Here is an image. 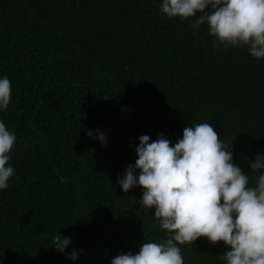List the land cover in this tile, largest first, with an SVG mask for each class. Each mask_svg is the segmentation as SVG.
I'll use <instances>...</instances> for the list:
<instances>
[{"label":"trees","instance_id":"1","mask_svg":"<svg viewBox=\"0 0 264 264\" xmlns=\"http://www.w3.org/2000/svg\"><path fill=\"white\" fill-rule=\"evenodd\" d=\"M159 4L0 0V77L12 88L0 120L17 137L15 174L0 191V264H110L166 239L153 210L136 203L142 188L117 184L142 135L174 144L184 128L209 123L255 180L264 59L215 48L206 25L191 26L196 17L168 19ZM60 236L71 238L65 253L53 247ZM180 247L184 264H225L223 242Z\"/></svg>","mask_w":264,"mask_h":264},{"label":"clouds","instance_id":"2","mask_svg":"<svg viewBox=\"0 0 264 264\" xmlns=\"http://www.w3.org/2000/svg\"><path fill=\"white\" fill-rule=\"evenodd\" d=\"M159 12L168 19L196 17L191 25L199 31L206 25L213 46L246 47L249 55L264 59V0H160ZM11 81L0 77V112L11 102ZM93 136V130L86 133ZM95 138L107 144L105 134L95 130ZM137 159L129 164L117 184L124 193L142 188L136 201L142 209L153 210L162 242H145L135 253H120L110 264H184L182 245L205 237L215 245L223 242L225 264H264V152L249 162L256 173L233 163L231 143H224L209 123L190 125L174 144L159 134L150 142L139 138ZM17 137L0 120V191L9 187L15 174L10 163ZM70 237H58L53 247L60 253L70 245ZM83 252L67 257L76 261Z\"/></svg>","mask_w":264,"mask_h":264},{"label":"bare ground","instance_id":"3","mask_svg":"<svg viewBox=\"0 0 264 264\" xmlns=\"http://www.w3.org/2000/svg\"><path fill=\"white\" fill-rule=\"evenodd\" d=\"M146 14V13H145ZM145 22V21H144ZM165 25V24H164Z\"/></svg>","mask_w":264,"mask_h":264}]
</instances>
